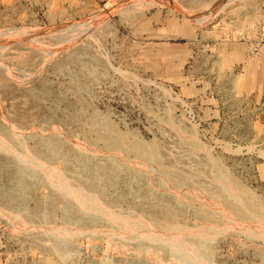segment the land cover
Segmentation results:
<instances>
[{"label":"rangeland","instance_id":"374dc122","mask_svg":"<svg viewBox=\"0 0 264 264\" xmlns=\"http://www.w3.org/2000/svg\"><path fill=\"white\" fill-rule=\"evenodd\" d=\"M0 264H264V0H0Z\"/></svg>","mask_w":264,"mask_h":264}]
</instances>
